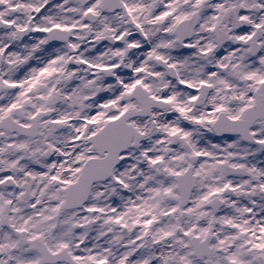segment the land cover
<instances>
[{
    "label": "flooded vegetation",
    "instance_id": "obj_1",
    "mask_svg": "<svg viewBox=\"0 0 264 264\" xmlns=\"http://www.w3.org/2000/svg\"><path fill=\"white\" fill-rule=\"evenodd\" d=\"M114 9L119 11L109 13ZM56 30H61L58 42L49 35ZM109 37L114 38L112 44L101 45ZM256 48L259 73L264 77V0H0V264H45L44 244L54 254L68 250L70 237L59 229L60 220H65L60 218L61 209L79 226L92 214V197L80 210L65 211L66 190L77 179L52 181L49 178L55 173L43 170L45 147L54 146L61 136L54 133V126L50 129V121L62 119L67 125L56 113L58 107L67 97L73 100L75 89L86 97L85 88L74 85L73 73L78 72L86 83L93 60L101 73L108 67V56L112 67L118 56L132 63L128 67L134 76H148L153 95L165 89L164 97L169 94L172 99L171 87L176 84L169 74L186 77L182 58L190 52L194 59L207 62L204 75L214 79L213 84L206 83L213 87L212 95L242 96L232 103L236 106L233 113L226 105L225 113L212 115L214 125L221 114L244 120L255 101L260 86H254L252 103H247V63ZM121 70L119 65L116 71ZM54 102L58 105L52 118L24 134L37 117L50 112ZM169 105L168 112L184 115L177 111L191 110L194 101ZM186 111L192 117L194 112ZM86 118L91 119L89 113ZM182 123L191 126L184 118ZM171 132L159 136L154 132L143 146L153 152L167 149L173 142L168 138ZM193 151L180 150L175 156L184 158ZM180 163L169 161L161 167L167 171L180 168ZM252 190L247 184V194ZM99 209L104 210L103 204Z\"/></svg>",
    "mask_w": 264,
    "mask_h": 264
},
{
    "label": "rangeland",
    "instance_id": "obj_2",
    "mask_svg": "<svg viewBox=\"0 0 264 264\" xmlns=\"http://www.w3.org/2000/svg\"><path fill=\"white\" fill-rule=\"evenodd\" d=\"M185 67L188 75L194 73L195 67L193 62L189 63L186 61ZM247 73L251 75L249 71H247ZM188 80L194 85L199 81L194 78H188ZM150 82L151 81H147L149 85L151 84ZM140 84H142V82ZM188 97H190V95L177 98L175 92H172V99L176 98L177 101H185ZM229 100H232V97H229ZM214 101L215 100H213V103ZM219 101L220 99L217 100L215 105L211 106L212 109L209 111L210 113L213 112V106H219ZM204 118L205 115H201V117L199 115L196 117L195 124L189 127L190 132L187 133V138L192 143L193 141L197 143L199 138L203 140V143L200 144V155L202 160L199 163L200 166H198V186L192 205L185 210L187 216L184 223L181 224L178 219H173L172 222L170 221L173 226L169 229L166 228L165 224L170 222L156 225L155 229L163 231L159 235L158 231L155 230L152 234V242L150 244L148 243L144 234L146 233V229L153 226L152 223L148 224L151 212H146V208L149 207V198L152 191L148 185V178L145 174L140 172L136 175L133 173V170H131L130 154L127 157L124 167L117 175V178L112 182L113 185L117 183V188L121 189L120 199L122 203H120V205L123 207V210H117L118 224L115 225L116 220L110 216V213H107V216L101 220V222H98L96 229L101 228L100 234L106 238L107 244L98 247V245L92 243L94 248L89 244V247H86V250L89 252L91 260L82 257V259L85 258L86 263L84 264H247L252 257L258 256L260 253H263L264 255L261 246L264 244V239L261 236L264 231L263 218L259 221L262 222L261 225L258 223L254 227V229H258L259 232H255L247 237L248 227L247 218L245 217L247 202L240 201L238 197L240 192L246 190H244V186H246L245 184L231 181L232 184L228 187L232 186V188L237 189L235 196L233 198H226V207L222 212L217 213V215L208 209L204 210V207L202 208L201 206L202 199H207L214 187H219L220 192L226 188L222 186V183L219 180V174L216 173V169L214 168L218 159L221 160V162L229 161L232 164L240 163L245 161L246 157L243 154L244 152H247L248 158H252L254 154H256V158L258 154H260L258 153V149L264 151V148L260 146L253 148L247 147L246 151L243 150V147H240L234 139L220 141L219 144L213 138L210 130L211 119ZM156 119L166 128L173 125V122L169 123L163 120L162 115H158ZM164 123L166 125H164ZM149 125L150 123H148V121H144V125L141 129L143 131H148ZM82 134H84V132H82ZM83 139L84 135L79 140H73V142L78 145V150L73 151V148L69 149L67 146L69 139L65 138L61 145L62 150L66 154H84L89 148L86 143L83 142ZM220 148L223 150H220ZM212 149H216V152ZM231 152L236 153L237 156L231 155ZM65 157L66 155L62 157V160ZM127 161L129 162L127 163ZM252 166V171L255 173V179L259 178V171H264V167L260 162H257V160L254 161ZM113 185L99 187L97 193L108 194L109 188ZM171 192H174L173 187L171 188ZM171 198L175 200L172 196ZM222 199L225 200V197L222 196ZM107 204L109 205L111 203L108 202ZM233 205L237 206V210L234 211L235 213H232ZM205 208H207L206 205ZM169 209H172L174 214L180 210L177 203L170 205ZM259 214L260 212H258V215ZM128 215H132V217H129L128 219ZM139 217H142L140 218L142 221L138 219ZM178 217L179 214L177 215V218ZM96 218V215L92 216L90 222H94ZM109 221H112L113 225L110 229L106 230L105 225ZM159 221L164 222L165 219ZM66 222H68V219L63 222L65 230L68 231L67 226L74 224V220L71 222L69 221L68 224H66ZM124 226H127L129 229L127 234L123 233ZM208 235L213 237V253L210 258L197 261L194 258V253L191 249V239L197 236L204 240ZM74 238L80 246H83L84 242L81 234L80 236L74 235ZM108 241L110 243H114L113 241H115L118 245L115 246L114 244H108ZM71 246L78 249L74 245ZM166 246H168L171 256L162 261L161 257ZM98 248L101 250V253L98 252ZM247 248H249V250ZM100 259L103 260L99 262Z\"/></svg>",
    "mask_w": 264,
    "mask_h": 264
},
{
    "label": "bare ground",
    "instance_id": "obj_3",
    "mask_svg": "<svg viewBox=\"0 0 264 264\" xmlns=\"http://www.w3.org/2000/svg\"><path fill=\"white\" fill-rule=\"evenodd\" d=\"M168 257H169V249H168V246H166V248H165V252L163 253V255H162V257H161V260L164 261V260H166Z\"/></svg>",
    "mask_w": 264,
    "mask_h": 264
},
{
    "label": "water",
    "instance_id": "obj_4",
    "mask_svg": "<svg viewBox=\"0 0 264 264\" xmlns=\"http://www.w3.org/2000/svg\"><path fill=\"white\" fill-rule=\"evenodd\" d=\"M187 188H189V187H187ZM187 195V194H186ZM188 196V195H187Z\"/></svg>",
    "mask_w": 264,
    "mask_h": 264
}]
</instances>
